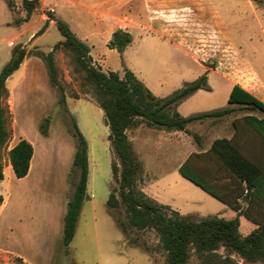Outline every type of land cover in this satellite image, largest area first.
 Instances as JSON below:
<instances>
[{
	"label": "rangeland",
	"instance_id": "1",
	"mask_svg": "<svg viewBox=\"0 0 264 264\" xmlns=\"http://www.w3.org/2000/svg\"><path fill=\"white\" fill-rule=\"evenodd\" d=\"M48 14L63 19L74 30L81 21L99 30L108 27L109 23L112 28L128 30L132 39L122 53L109 48L99 37L93 55L99 59L103 70H114L120 75L123 74L122 56L126 67L158 97L170 95L204 73L194 57L205 64L207 71L217 69L219 72H210L207 89L195 90L177 104L176 109L183 116L225 107L230 87L227 75L236 71L253 74L264 83V0H39L38 6L24 21L26 10L21 0H15L13 11L4 0H0V67L10 58L9 42L12 46L20 43L29 54L36 55L38 51H49L62 38ZM16 19L20 20L19 24ZM46 22V28L36 34L35 40L27 42L29 34L33 32L34 35ZM145 23L153 29H145ZM22 30L26 31L19 35ZM30 43L32 45L28 46ZM54 55L65 99L73 98L74 93L82 98L70 99L67 111L60 103H55L43 114L41 120L49 119L52 141L49 152L39 163L35 194L28 201L40 206L55 204L65 185L67 193L73 188L68 173L70 168H66L60 155L65 138L75 143L70 112L87 142L88 197L80 207L69 255L63 254L59 244L47 259L34 252L29 255L36 264H149V259L150 264H166L165 252L153 230L131 229L124 233L115 219L123 217V209H110L106 205L112 183L110 162L113 157L107 139L108 126L104 124L103 112L90 93L80 91V75L74 71L69 55L61 49H57ZM42 62L45 71L38 81L43 85L48 81V75ZM91 64L98 67L92 60ZM55 90L58 97L61 92L57 88ZM38 93L41 94V90L34 91L32 99L40 96ZM245 112L236 110L233 115ZM25 117L18 116L19 123H23ZM11 120L10 116V127ZM208 121L209 118H204L188 124L187 131H183L186 140L194 139L198 124L205 126ZM131 130L127 132L130 134ZM163 130L168 131L166 128ZM170 130L168 132L176 129ZM184 146H187L186 141ZM182 155L163 140L157 148L144 152L143 165L156 175L144 192L191 219L210 215L236 216L229 207L224 209L225 204L220 199L178 171L177 166L184 159ZM6 160L5 152L3 162ZM238 220V228L243 235L254 227V223L244 215L238 216ZM219 252L223 253L221 249ZM234 258L238 264H251L237 255ZM0 264L26 263L12 254L0 253ZM189 264H197V260L193 257Z\"/></svg>",
	"mask_w": 264,
	"mask_h": 264
},
{
	"label": "trees",
	"instance_id": "2",
	"mask_svg": "<svg viewBox=\"0 0 264 264\" xmlns=\"http://www.w3.org/2000/svg\"><path fill=\"white\" fill-rule=\"evenodd\" d=\"M13 11L15 0H4ZM39 0H21L28 20L31 12L38 6ZM53 19L62 38L54 43L47 52L38 51L47 69L50 84L60 90L58 103L67 111L63 84L57 66L55 51L61 49L69 55L73 69L79 73L80 91L90 93L95 103L103 111V121L108 126L107 139L110 141L112 155L110 162L112 183L106 199L110 209L121 207L123 217H115L120 229L127 233L131 229H151L165 252L166 264H189L191 259L197 264H238L234 255L251 264H264V163L246 158L231 139L216 138L210 149L219 156L221 169H226L233 177L227 194H219L198 173H195L188 161L181 163L179 172L196 185L217 197L237 211L233 218L210 215L191 219L180 215L178 211L158 202L138 186V177L142 170L141 162L135 156L127 129L140 123L147 126L179 129L187 131V124L195 119L207 116H222L233 111L232 106L198 112L182 116L176 106L185 97L199 88H208L207 76L201 74L194 80L173 91L166 97L154 95L133 71L123 65V74L114 70L103 71L91 64L89 46L71 30L66 21ZM17 24L20 23L16 19ZM47 22L33 35L41 33ZM132 39L131 33L116 28L107 42L109 48L122 53ZM28 53L25 47L17 43L11 47L10 58L0 68V180L3 178V154L11 163L16 177L24 176L33 153L32 144L20 138L8 148L12 129L9 126L11 116L8 106L7 77L19 67ZM73 98H80L77 93ZM229 103H238L249 110H259L261 115L248 113L239 119L246 122L264 138V102L245 89L234 84L230 90ZM71 115V114H69ZM72 133L75 137V151L69 170L73 192L66 202L63 216L62 251L69 255V244L76 229V223L83 200L87 196L88 147L75 118L71 115ZM49 119L43 118L38 129L42 134L48 130ZM195 138L196 135L193 134ZM242 199L246 205H242ZM0 194V204L2 203ZM243 214L256 226L246 235L239 231L238 215ZM222 250L223 253L219 252ZM22 261L20 257H16ZM70 264H77L71 262Z\"/></svg>",
	"mask_w": 264,
	"mask_h": 264
},
{
	"label": "crops",
	"instance_id": "3",
	"mask_svg": "<svg viewBox=\"0 0 264 264\" xmlns=\"http://www.w3.org/2000/svg\"><path fill=\"white\" fill-rule=\"evenodd\" d=\"M41 1L43 2V0ZM162 14L160 15L164 18ZM49 20L52 21V19ZM68 25L70 26L69 23ZM143 26L148 30L153 29L147 23ZM70 28L77 37L89 46V55L91 56L92 62L103 70L99 59H96L95 55H93L95 43L100 37V39L107 44L112 32L116 28H112L109 23L108 27L106 26L103 27L102 30H99L85 25L82 21L76 24L75 30L72 29L71 26ZM25 31L26 30H22L18 34L22 35V32ZM35 37L36 35L33 36L32 32L27 37L26 41L32 42L35 40ZM23 43L25 44L26 42L24 41ZM31 45V43L28 44V46ZM9 46L11 51L12 45L10 42ZM194 59H196L204 69L207 81H209L210 72H219L217 69H210L207 71V67L199 58L194 57ZM42 61L40 57L27 53L19 67L6 79V87L8 89L7 102L12 118V134L8 148L12 147L20 138H24L32 144L33 153L29 162L28 171L22 177L15 176L8 157L3 163V178L0 180V194L3 198L0 204V253H8L20 257L26 264H36L29 255L30 252L37 253L38 256H43L47 259L50 253L53 252V248H55L56 244H59V246L62 245L60 238L62 240L63 216L66 210V202L73 192L72 188L71 192L67 193L65 185L59 195V201L55 204H44L40 206L28 201L29 197L35 194L39 163L44 155L49 152V145L52 141L50 128H48L46 134H42L38 129V125L43 114H45L53 104L58 103L56 90L49 84V80L43 85L38 81L40 74H43L45 71ZM4 63L1 64V67ZM227 76H229L228 80L230 82L228 97L232 86L237 84L264 102V83L254 77L253 74L244 71L238 73L236 71L233 75ZM37 89L41 90V94L38 93L40 96L32 99L31 94ZM70 99L73 98H66V106L68 109ZM226 106H232L234 108L233 111L222 116H207L193 120L200 121L204 118H209L207 125L204 126L202 123L198 124L196 132L194 133L196 137L192 140H186V136L183 132L184 130L176 129L173 130V132H168L171 130L167 129L168 131H164L163 127L153 128L143 123L129 128L132 130L130 134L128 132L127 134L131 141L133 151L142 163V174L138 177L139 187L143 191L147 190L148 183L156 176L151 168H145L142 155L147 150L157 148L159 142L162 140L173 145L182 152L183 155L181 158L184 159L181 163L188 161L193 171L201 175L214 191L219 194L228 193V187H230L233 177L226 169H221L220 162L217 159L219 156L210 149L214 139H231L246 158L264 163V138L246 122L239 119L248 113L261 115L260 111H253L240 107L242 105L238 103H229L228 98ZM236 110H245L246 112L240 115H233V112ZM256 111L258 112L256 113ZM70 114L74 117L72 112H70ZM20 115L26 116L23 123H19L18 116ZM185 141L187 143L186 147L184 146ZM134 146H137V149H135ZM74 151V141L65 138L60 155L65 160L66 168L71 167ZM181 163H179L177 169ZM86 197H88V194ZM239 200L242 199L240 198ZM241 202L243 206L246 205L244 204V200ZM223 203L225 204L224 209L229 207L237 215L235 209L225 202ZM230 216L232 217L229 218L235 217L233 215ZM255 226L256 224L254 223V227Z\"/></svg>",
	"mask_w": 264,
	"mask_h": 264
},
{
	"label": "flooded vegetation",
	"instance_id": "4",
	"mask_svg": "<svg viewBox=\"0 0 264 264\" xmlns=\"http://www.w3.org/2000/svg\"><path fill=\"white\" fill-rule=\"evenodd\" d=\"M209 68V67H208ZM203 74V73H202Z\"/></svg>",
	"mask_w": 264,
	"mask_h": 264
}]
</instances>
